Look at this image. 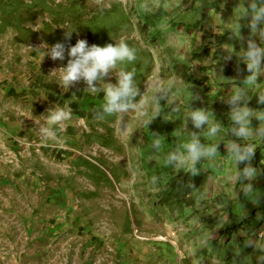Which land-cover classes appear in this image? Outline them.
Here are the masks:
<instances>
[{"label": "rangeland", "instance_id": "obj_1", "mask_svg": "<svg viewBox=\"0 0 264 264\" xmlns=\"http://www.w3.org/2000/svg\"><path fill=\"white\" fill-rule=\"evenodd\" d=\"M23 1L26 6L18 11L17 18H6L3 25L0 23L2 63L7 61L15 69L23 65L28 71L36 67L44 75L43 85H51L57 94L63 91L77 94L83 88V93L103 96V92H90L83 80L67 89L60 74L52 72L67 66L71 59L68 49L79 39L99 46L123 39L136 50L137 59L118 65L117 71L104 78V83H117L120 68L135 69L141 93L136 100L148 112L154 110L153 93L171 83L169 101L168 97L160 100V114L164 121H171L178 145L181 138L188 139L187 131L198 134L202 131L194 128L190 118L185 121L190 109L196 108L212 111L214 118L229 129L227 139L247 143L230 131L231 105L227 102L239 87H245L242 75L248 70L237 53L246 48L249 39L260 42L259 36L253 35L248 27L247 18L240 20L239 37L230 29L236 9L241 4L247 7V0ZM157 29L160 31L156 32ZM67 31H73L70 40L65 36ZM52 33L58 34V41L65 45L64 60H53L47 55L56 43ZM226 46H231V53ZM182 66L187 75L201 80L200 83L183 79ZM246 87L250 96L247 106L254 111L264 110V104L258 103V92L264 91V73L258 76L257 83ZM40 98L48 110L63 107L48 102L43 89ZM87 101L91 99L84 97L76 102L86 107ZM93 111L91 114L95 115L97 110ZM75 117L72 122L79 131L90 129L89 136L97 131L111 132L108 146L93 136L75 142L73 177L69 182L73 209H53L50 219H37L32 229L17 225L12 236L0 239V264H259L264 259V253L258 251L264 248V222L252 236L258 237L256 248L245 259L239 260L243 257L239 255H218V249H223L230 238L239 246L246 235L243 226L230 229L227 236L223 233L227 226L238 221L230 206L241 184L234 178L235 165L226 157L224 141L218 149L220 156L197 164L207 176L199 180L198 189L184 195V207L179 212L163 202L164 186L160 183L166 185L167 179L163 150H154L153 144L147 149L148 143L144 144L147 124L139 110L105 115L90 122L80 114ZM160 120L158 115L150 124ZM260 124L257 118L251 121L254 131ZM200 138L202 142L216 139L206 132ZM25 142L28 141L21 144ZM255 142L262 143L258 139ZM119 145L121 149H117ZM145 149L149 152L146 160L152 165L149 170L143 165ZM246 163L238 168L242 169ZM174 169L169 175L179 177ZM261 196L240 206L243 217L252 220L250 227L264 219V193ZM62 201L59 205L64 204ZM55 223V228H51Z\"/></svg>", "mask_w": 264, "mask_h": 264}, {"label": "clouds", "instance_id": "obj_2", "mask_svg": "<svg viewBox=\"0 0 264 264\" xmlns=\"http://www.w3.org/2000/svg\"><path fill=\"white\" fill-rule=\"evenodd\" d=\"M245 18L249 21L248 27L252 34L258 35L260 42L258 43L256 39H249L246 48H242L237 53L246 64L250 74L244 81L245 87H239L228 97L227 102L231 105L230 120L232 123L230 131L235 137L242 138L247 143L240 144L235 140L227 139L226 133L229 129L214 118L212 111L204 108L190 109L185 121L190 118L194 128L202 131L199 134L195 131H187L188 139L182 141L174 150L167 153L166 162L169 166L187 169L193 176L198 175L200 168L197 167V164L202 160H214L220 156L218 149L220 142L224 141L227 149L226 157L235 165V180L245 185L248 190H252V184H244L243 181H251L257 175V169L251 166L250 161L258 145L255 142L256 139L259 142L264 140V127H261L264 124V110L254 111L247 106V100L250 99V96L246 85L257 83L258 76L264 73V0H247V7L241 4L236 9L235 18L230 23L233 35L240 36V20ZM73 31H67L65 33L66 38L70 40ZM226 47L231 53V46ZM47 55L53 60H64L65 45L61 42L55 43L48 50ZM68 56L71 59H69L67 66L54 70L52 73L60 74L62 85L67 89L74 83L83 80L90 92H103L104 103L95 113L97 120L103 119L106 114H123L130 110H139L140 116L149 125L156 116L160 115V100L168 97L169 101V93L173 87L171 83L167 86H161L153 93L154 110L151 112L145 111L143 105L136 100L141 93L136 83L135 69L120 68L117 72V83H104V78L111 71H117L118 65L133 62L137 59L136 50L123 39L115 44L108 43L104 46L89 45L86 39H79L74 46L68 49ZM258 97V103L264 104V91L258 92ZM70 118V110L63 107H54L46 114V123L40 128L42 136L45 139L59 142V134L65 131V121ZM253 118L261 121L260 127L255 131L251 126ZM204 132L209 137L216 139L202 142L200 137ZM161 143V139L156 137L153 149L158 151ZM245 162H248L245 167L238 168L239 164ZM257 239L258 237L250 238L245 247L256 248ZM204 243H207V241H204ZM258 251L264 253V248H260ZM259 264H264V259H261Z\"/></svg>", "mask_w": 264, "mask_h": 264}, {"label": "crops", "instance_id": "obj_3", "mask_svg": "<svg viewBox=\"0 0 264 264\" xmlns=\"http://www.w3.org/2000/svg\"><path fill=\"white\" fill-rule=\"evenodd\" d=\"M23 67L11 68L7 61L0 60V239L12 236L19 224L32 229L37 219H50L53 209H73L69 184L74 169L72 151L75 142L89 137L90 129L79 131L72 121L78 114L87 122L96 119L91 114L94 107L85 111L76 101L95 99L97 95L83 93V88L77 94H57L51 85H43L44 75L34 65L29 71ZM41 89L48 102L71 112L57 145L40 132L50 111L41 102ZM22 141L28 142L21 144ZM26 148L28 152L19 153ZM60 200L63 205H59Z\"/></svg>", "mask_w": 264, "mask_h": 264}, {"label": "trees", "instance_id": "obj_4", "mask_svg": "<svg viewBox=\"0 0 264 264\" xmlns=\"http://www.w3.org/2000/svg\"><path fill=\"white\" fill-rule=\"evenodd\" d=\"M25 6L26 5L23 0H0V14L2 15V21L0 23L5 21L6 18L8 19L17 18L18 11H21L22 10L21 8ZM2 25H0V27H3ZM157 30L156 32L160 31L159 29ZM57 35L58 34H55L54 36V33H52V37L56 41V43L60 42L58 41L59 37H57ZM185 64L186 63H184L183 66H185ZM200 68L202 69L204 67H200ZM247 74H250V73L244 70L242 77L246 79ZM182 77L185 80H191L192 82H195L197 84H199L201 81V80L191 77V75L190 76L187 75L186 69L184 70ZM97 96H95L96 97L95 99H91V101L86 102L88 106L84 107L82 105L85 111L87 110V108L92 109V107H94L96 110H98L101 107V105L104 103V95L103 96L100 95V97H97ZM109 116H112V115H109ZM159 118L161 119L159 123L147 125L145 129V133H144V144L148 143L147 149H149V147L154 143V140L156 139V137H159L162 141L160 148H162L163 150L161 157H163L166 162L167 153L169 151L174 150L177 147L176 145H178L177 144L178 138L174 136V129L172 127L171 121L169 119L164 121L163 118L161 117V114L159 115ZM111 135H112L111 132L107 133V131H104V133H102V132L97 131L96 134L92 133L90 136H93L94 139H96L102 145L108 146L107 138L108 136L112 137ZM173 140H175L176 142H174ZM184 140L185 139L183 138L180 139L181 142ZM119 148L120 149L122 148L121 145H119L117 149ZM147 149H145L144 151L142 150L143 154H142V151H141V154H142V158L145 160L143 165L146 166L147 170H149L150 166L152 165L148 163V161L146 160V158L149 157V152ZM250 163H251V166L257 169V175L253 180L246 181L244 184L251 183L253 186V189L252 190L245 189V185H242V184H240L236 188L239 190V193L234 198V201L232 202L230 209L231 211L234 210V212L236 213V217L238 218V221L233 222L231 226H227L225 230L223 231V233H226V236H227V233L230 232V229L238 230L240 227L243 226L246 235L244 239L239 241V244H240L239 246L235 245L232 238H230L225 243V245L223 246V249H220L219 245H217V248H219L218 249L219 256L231 254L235 256L237 255L243 256L239 260L245 259V257L247 256V253H249V251L253 249V248L245 247L246 242L254 235V232L257 229V227H259L264 222V219H261L260 221L257 220L258 222L257 221L255 222L258 225H255V227H250L252 225L251 223L252 220L249 219V217H243V212L241 211V207H240L243 204H247L249 201H251V199L252 201L259 200L262 197L261 195L264 193V141L263 140H262V143L260 144L258 143V145L256 146L254 156L252 160L250 161ZM245 165H243L242 168L245 167ZM197 167H199V165H197ZM94 169H97L96 166H94ZM173 169L174 168L172 166H169L167 162L164 163V172H165L164 176H166L167 179L165 181L166 185L163 183H160V186H164L161 196L165 204L168 203L169 207H171L172 209H177L180 212V209H183L184 207L183 205V202H185V200L183 199L184 195L186 193H190L198 189L200 187L199 180L201 178H205L207 176V173H203L200 170V173L198 175L193 176L187 170L184 171V169L182 168H177V169H174L173 172L179 177L175 178V176L173 177L169 175V171ZM208 171L211 172L210 170ZM257 179L259 180V182ZM230 247H233V248H230ZM240 254H244V255H240Z\"/></svg>", "mask_w": 264, "mask_h": 264}, {"label": "bare ground", "instance_id": "obj_5", "mask_svg": "<svg viewBox=\"0 0 264 264\" xmlns=\"http://www.w3.org/2000/svg\"><path fill=\"white\" fill-rule=\"evenodd\" d=\"M97 1H94V3H96Z\"/></svg>", "mask_w": 264, "mask_h": 264}]
</instances>
